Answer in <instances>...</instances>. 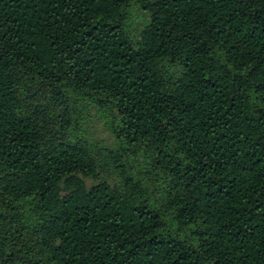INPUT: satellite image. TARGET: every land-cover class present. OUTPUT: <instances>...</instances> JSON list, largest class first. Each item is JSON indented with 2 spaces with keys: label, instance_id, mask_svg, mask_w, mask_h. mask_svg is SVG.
I'll return each mask as SVG.
<instances>
[{
  "label": "trees",
  "instance_id": "16d2710c",
  "mask_svg": "<svg viewBox=\"0 0 264 264\" xmlns=\"http://www.w3.org/2000/svg\"><path fill=\"white\" fill-rule=\"evenodd\" d=\"M0 264H264V0H0Z\"/></svg>",
  "mask_w": 264,
  "mask_h": 264
},
{
  "label": "rangeland",
  "instance_id": "374dc122",
  "mask_svg": "<svg viewBox=\"0 0 264 264\" xmlns=\"http://www.w3.org/2000/svg\"><path fill=\"white\" fill-rule=\"evenodd\" d=\"M145 21L146 19H143L141 12L135 6H133L132 16L128 23V30L130 33H132V37L134 39L138 37V33L144 25ZM82 129H84L88 133L89 137L92 140L101 141L107 149H116V140L109 129V118L106 117L105 114H103L98 109L91 108V110L85 111V113L83 114ZM136 159L140 161L143 160L140 156L130 157L129 162L133 165H136L137 162L134 161ZM103 176H105L112 182H116L119 180L115 174H108ZM86 183L88 186H90L91 184L96 183V181L87 179ZM153 194H157V192H154Z\"/></svg>",
  "mask_w": 264,
  "mask_h": 264
}]
</instances>
